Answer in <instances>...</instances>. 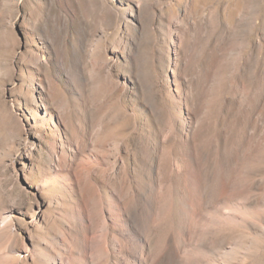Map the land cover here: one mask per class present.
I'll return each mask as SVG.
<instances>
[{
  "label": "rangeland",
  "instance_id": "1",
  "mask_svg": "<svg viewBox=\"0 0 264 264\" xmlns=\"http://www.w3.org/2000/svg\"><path fill=\"white\" fill-rule=\"evenodd\" d=\"M0 264H264V0H0Z\"/></svg>",
  "mask_w": 264,
  "mask_h": 264
}]
</instances>
